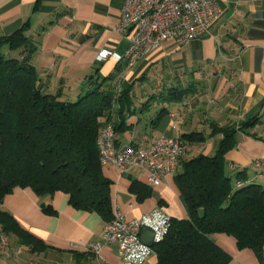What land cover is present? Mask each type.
<instances>
[{
  "label": "crops",
  "instance_id": "obj_1",
  "mask_svg": "<svg viewBox=\"0 0 264 264\" xmlns=\"http://www.w3.org/2000/svg\"><path fill=\"white\" fill-rule=\"evenodd\" d=\"M125 0H0V55L19 59L21 48L11 51L4 38L27 24V61L50 93L59 91L72 101L115 77L104 91L117 92L118 102L110 119L119 122L120 96L124 126L116 146H147L160 137L180 138L203 134L202 143L188 144L185 158L213 156L222 139L210 135L212 126L239 127L235 146L225 155L233 177L240 174L244 186L264 188L259 177L264 166V0H218L220 16L208 32L181 47L170 41L131 64L125 59L97 62L101 50L122 55L126 39L115 31ZM86 82V84H85ZM186 91L180 99L179 91ZM111 182L113 210L126 221L153 210L171 219L186 220L187 208L175 186L174 174L157 187L145 176L131 172L120 176L114 168H102ZM132 184L137 185L131 190ZM42 205L55 213L46 215ZM0 209L44 245L40 251L6 236L0 244V264H124L116 245H103L105 221L95 212L73 209L68 196L56 192L37 196L31 189L15 188ZM230 260L228 264H262L250 250H239L233 237L213 236ZM101 243L98 254L86 247ZM264 259V252H262ZM145 264H158L150 255Z\"/></svg>",
  "mask_w": 264,
  "mask_h": 264
},
{
  "label": "trees",
  "instance_id": "obj_2",
  "mask_svg": "<svg viewBox=\"0 0 264 264\" xmlns=\"http://www.w3.org/2000/svg\"><path fill=\"white\" fill-rule=\"evenodd\" d=\"M27 29L25 23L1 41L11 51L24 48L26 53L19 59L0 55V204L15 188H29L37 196L61 192L73 209L95 212L109 222L113 217L111 182L102 174L96 140L106 121L113 122L116 134L127 129L122 118L123 94L116 124L110 115L119 98L103 89L115 77L72 101L63 100L59 91L48 92L27 61L31 49ZM185 93L179 91L178 97L182 99ZM252 122L239 127L212 126L211 136L222 135L215 154L180 161L174 183L187 208V219H171L165 239L153 246L158 264H228L230 258L216 246L215 234L233 237L239 250L252 251L264 264V188L244 186L240 174L233 177L225 160L235 146L236 132ZM180 139L186 145L205 141L200 133ZM41 209L46 215L55 213L51 205ZM8 235L35 251L44 248L0 209V237Z\"/></svg>",
  "mask_w": 264,
  "mask_h": 264
},
{
  "label": "built area",
  "instance_id": "obj_3",
  "mask_svg": "<svg viewBox=\"0 0 264 264\" xmlns=\"http://www.w3.org/2000/svg\"><path fill=\"white\" fill-rule=\"evenodd\" d=\"M220 13L218 0H125L115 31L126 39L127 48L122 55L101 50L96 61L125 59L133 64L158 50L166 41L181 47L207 33ZM118 95L117 89L116 97ZM116 140L113 122H104L96 140L101 167L114 168L120 176L142 173L146 183L153 187L160 186L166 177L175 174L187 154V145L180 138L160 137L144 147H117ZM254 165L262 167L264 160H257ZM259 177L264 179V172ZM170 221L162 210H153L129 221L113 210L112 219L104 223L101 243L116 245L124 264H145L150 255H155L153 246L165 239ZM145 229L153 232L152 246L140 241V234ZM101 243H91L86 250L98 254ZM0 244L7 247L4 237H0Z\"/></svg>",
  "mask_w": 264,
  "mask_h": 264
},
{
  "label": "water",
  "instance_id": "obj_4",
  "mask_svg": "<svg viewBox=\"0 0 264 264\" xmlns=\"http://www.w3.org/2000/svg\"><path fill=\"white\" fill-rule=\"evenodd\" d=\"M86 84V82H85ZM97 89V86H94L92 88V92ZM140 241L147 246H152L153 245V232L149 229H145L141 232L140 234Z\"/></svg>",
  "mask_w": 264,
  "mask_h": 264
}]
</instances>
